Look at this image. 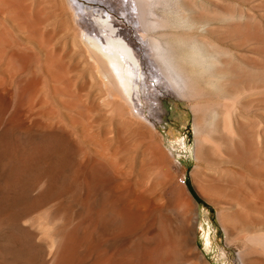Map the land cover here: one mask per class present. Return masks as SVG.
<instances>
[{
	"label": "rangeland",
	"instance_id": "rangeland-1",
	"mask_svg": "<svg viewBox=\"0 0 264 264\" xmlns=\"http://www.w3.org/2000/svg\"><path fill=\"white\" fill-rule=\"evenodd\" d=\"M144 4L143 47L121 39L136 58L129 107L103 86L67 0H0V163L46 151L54 141L42 152L52 174L40 182L32 172L23 176L18 192L25 205L13 209L16 225L5 235L40 258L32 264H66L67 254L71 264H264V0ZM48 188L54 192L42 201ZM110 192L141 216L124 236L122 222L107 216L113 206L102 207ZM168 228L176 237L165 252L161 234ZM70 235L84 245L68 253ZM7 238L0 237V264H14ZM33 242L42 245L35 247L40 254Z\"/></svg>",
	"mask_w": 264,
	"mask_h": 264
},
{
	"label": "bare ground",
	"instance_id": "bare-ground-1",
	"mask_svg": "<svg viewBox=\"0 0 264 264\" xmlns=\"http://www.w3.org/2000/svg\"><path fill=\"white\" fill-rule=\"evenodd\" d=\"M136 1V7H137V11H138V16H139V18L142 16V14L144 13V7H145V4H144V1L145 0H135ZM32 8H33V6H32ZM29 10V9H28ZM47 12V11H46ZM9 14H10V12H9ZM5 17V16H4ZM7 20V19H6ZM16 23V22H15ZM14 23V24H15ZM16 25V24H15ZM83 38L85 39V41H84V39L82 40V38H81V43H82V45L84 46V48L86 49V51H87V53L89 54V56H90V58L94 61V64L96 65V68H97V70H98V73H99V75H100V79H101V81H102V83H103V86L106 88V90H107V92L111 95V96H118V97H120L121 98V100L127 105V106H129L130 107V103H131V79H132V74H133V70H131V64H130V62L132 61V62H134L135 61V56H134V53H133V51H132V49H131V47L129 46V45H127L123 40H121V39H117V38H115V37H111V36H109V37H106L107 38V43L105 44V43H103L102 42V44L104 45H102L101 43H98V41H95V40H89V39H86L85 37H84V35H83ZM5 55V54H4ZM137 61V60H136ZM161 61V60H160ZM138 63V62H137ZM134 69V68H133ZM161 69H163V68H161ZM173 86V85H172ZM176 93V92H175ZM0 94H1V92H0ZM2 95H0V97H1ZM4 97V96H3ZM0 99H3L2 97L0 98ZM7 100V99H6ZM4 101V103H6L5 102V100H3ZM3 101H2V103H3ZM11 102V101H10ZM0 103H1V101H0ZM8 104V103H7ZM11 104V103H10ZM10 104H8V106L7 107H9L10 106ZM16 104V103H15ZM12 105V104H11ZM4 106V105H3ZM0 107H1V105H0ZM6 107V105L4 106V108ZM6 107V108H7ZM19 107V106H18ZM132 107V106H131ZM17 109V108H16ZM9 110H10V108L7 110L6 109V111H8L7 113H9ZM18 110V109H17ZM17 110H14V111H17ZM1 111H3L2 109H1ZM19 111V110H18ZM4 112H5V110H4ZM22 112H24V111H22ZM12 113H14V112H12ZM15 113H17V112H15ZM0 114H1V112H0ZM2 114H4V113H2ZM4 115H6V114H4ZM9 114H7L6 115V119H7V116H8ZM12 115H14V114H12ZM16 115V114H15ZM10 116V118H11V120H9V121H14V118L15 119H17V117H14L13 118V120H12V117H11V115H9ZM19 116V115H18ZM3 118V117H2ZM21 118V117H20ZM4 120H5V118H3ZM8 119H9V117H8ZM8 119H7V121H8ZM3 121V120H2ZM8 121V122H9ZM3 123H6L5 121L3 122ZM12 123H16V121H14V122H12ZM11 123V124H12ZM7 124V123H6ZM9 125V124H8ZM8 125H6V128L8 127ZM1 126V125H0ZM2 126H4V124H2ZM2 126H1V128H2ZM0 128V129H1ZM11 128V127H10ZM24 128V127H23ZM30 128V127H29ZM9 129V128H8ZM41 130V129H40ZM44 130V129H43ZM6 131H7V129H6ZM23 131V130H22ZM28 132L30 131V130H27ZM32 131V130H31ZM54 131V130H53ZM2 132H4L3 130H2ZM2 132H0V133H2ZM27 132V133H28ZM37 132V131H36ZM44 132V131H43ZM6 133V132H5ZM9 133V132H8ZM31 133H33V131L31 132ZM1 136H2V134H1ZM6 136H7V134H6ZM28 136V135H27ZM54 136V135H53ZM9 137V136H8ZM20 138V137H19ZM26 138V137H25ZM17 139V138H16ZM16 141H19L18 139L16 140ZM51 141H53V140H51ZM9 142H10V139H9ZM54 142V141H53ZM53 142H51V145L49 146L50 147V149H51V146H53L52 145V143ZM18 142H16V144H17ZM20 143H22L21 141H20ZM25 143V142H24ZM9 144H14V141H12V142H10ZM22 145H25V144H22ZM10 146V148H11V145H9ZM8 146V147H9ZM18 146H20V144H18ZM13 147H15L14 145H13ZM12 147V148H13ZM27 146L25 145V148H26ZM48 146H46V151L45 150H43V149H38V150H36V151H30V154L29 155H27V154H25V153H23V155L22 156H18V154H16V153H18V152H16V150H15V153H14V155L16 154L17 156L14 158V157H11V161H12V163H11V161H10V159H8L7 160V162L5 163V164H1L0 163V234L2 233L3 234V236H0V237H2V238H7V236L5 235V232L9 229V228H11L12 227V229H13V223L15 222V219H14V217L16 216V215H14L15 213H12V212H15V211H13V209H15L16 207H19L20 205H22L21 203H23L22 202V198H23V196H21V194L18 192V190L20 189V187H21V184H22V180H23V176L25 175V174H27V173H34V177H35V181L42 175V174H46V173H48V174H52V170H53V167H52V165H51V163L50 162H48L47 161V159L46 160H44L45 158H43L44 156H43V154H42V152L44 153V151H45V153L48 151V149H49V147L47 148ZM9 148V149H10ZM24 148V149H25ZM29 148H30V146H29ZM61 148V147H60ZM8 149V148H7ZM31 149V148H30ZM49 149V150H50ZM52 149L54 150V148L52 147ZM13 150V151H14ZM26 150H28V149H26ZM58 150V149H57ZM11 151V150H10ZM10 151H8V152H10ZM13 151H11V152H13ZM19 151V150H18ZM10 152V154L12 155V153ZM32 152V153H31ZM34 152V153H33ZM4 155V154H3ZM13 156V155H12ZM49 160V159H48ZM93 166V165H92ZM66 172V171H65ZM31 173V174H32ZM64 172H62V174H63ZM63 175H65V174H63ZM30 176H32V175H30ZM41 177H43V178H41ZM40 177V179H38L39 180V182L40 181H42V180H44V177L45 176H41ZM47 177V176H46ZM45 177V178H46ZM49 177V176H48ZM55 177V176H54ZM93 177V176H92ZM62 178V177H61ZM65 178V177H64ZM95 178H97V177H95ZM48 179V178H47ZM86 180H87V178H85ZM85 179H83V181L85 180ZM59 180V179H58ZM64 180V179H63ZM24 181V180H23ZM34 181V180H33ZM53 181V180H52ZM75 181V180H74ZM96 181V180H95ZM103 181V180H102ZM38 182V183H39ZM43 182H45V181H43ZM50 182V181H49ZM56 182V181H55ZM90 183V181H85V183H86V185H87V183ZM94 182V181H93ZM100 182V181H99ZM99 182L98 183H96V184H98L99 186H101L100 184H99ZM110 182V181H109ZM37 183V182H36ZM38 183H37V185H38ZM48 183V182H47ZM84 183V182H83ZM101 183V182H100ZM26 184V183H25ZM55 184V183H54ZM63 184V183H62ZM35 185V184H34ZM51 185V184H50ZM90 185V186H89ZM92 185H95V183L94 184H92ZM115 185V184H114ZM49 185H47V187H48ZM56 186H59V185H56ZM64 186V185H63ZM97 186V185H96ZM96 186H94L95 188H96ZM98 186V187H99ZM120 186V185H119ZM60 187V186H59ZM59 187H57V190H58V188ZM67 188H68V186H66ZM88 187H91V183L90 184H88ZM98 187H97V189H98ZM109 187V186H108ZM108 187L106 186V189H108ZM127 187V186H126ZM29 188H27L26 187V191L28 190ZM47 189V188H46ZM49 189V188H48ZM52 189V188H51ZM51 189H49L48 191L46 190V192H44V194L41 196V195H39L38 197H40L41 199H42V201H44L43 199V197H45L46 198V196H48V195H52V193L54 192L53 190H51ZM61 189H62V187H61ZM61 189H59V192H60V190ZM87 189V188H86ZM103 189H105V187L104 188H100L99 190V192H101V190H103ZM93 190H94V188H93ZM96 190V189H95ZM95 190L93 191V192H95ZM29 191V190H28ZM138 191V190H137ZM24 192H25V190H24ZM57 192V191H56ZM58 192V193H59ZM97 192V191H96ZM126 192V191H125ZM57 193V194H58ZM63 193H65V191L63 192ZM62 193V194H63ZM90 193V192H89ZM92 193V192H91ZM104 193V192H103ZM108 193V192H107ZM127 193V192H126ZM131 193V192H130ZM60 194V193H59ZM123 194V193H122ZM129 194V193H128ZM90 195L91 194H89L88 196H87V194L85 195L86 196V198L88 199H90L91 197H90ZM125 195V194H124ZM127 195V194H126ZM53 196H55L54 198H55V200H56V194H54ZM84 196V197H85ZM127 196H129V195H127ZM38 197H36V202H37V199H38ZM59 197V196H58ZM57 197V198H58ZM66 197V196H65ZM98 197V196H97ZM104 197V196H103ZM125 197V196H124ZM122 195H119L118 193H115V192H110L108 195H107V197H106V199L104 200V203H103V205H102V207H103V209L105 208V207H107V205L108 206H113V211L111 212V215H107V216H112V218L114 217L115 219H118V220H120L121 222H122V226H121V233H122V231H124V233H125V231L127 232V231H130L131 230V228L136 224V223H138L139 221H140V218H141V216H140V213L139 212H137V211H133L131 208H130V206H129V204H128V202L126 201V199L124 198ZM30 198V197H29ZM32 198H33V196H32ZM75 198H77V204H76V202L74 203V204H76V205H74V206H79L80 204L78 203L79 202V200L81 199V197H75ZM80 198V199H79ZM83 198V197H82ZM94 198H96V197H94ZM24 199V198H23ZM59 199V198H58ZM64 199V198H63ZM79 199V200H78ZM83 199H85V198H83ZM97 199V198H96ZM95 199V200H96ZM35 200L33 201V202H35ZM68 200H69V202H70V199L68 198ZM68 200H66L67 202H68ZM91 200V199H90ZM89 200V201H90ZM80 201H82V200H80ZM85 201V200H84ZM83 201V203H86V205H87V207L85 206V208H88V204H89V202H88V200H86V202H84ZM102 201V200H101ZM133 203H135V204H137V205H139V204H141L142 203V200H141V198H139V197H135L133 200ZM131 201V202H132ZM26 202V201H25ZM27 202H28V200H27ZM54 202V201H53ZM57 202V201H56ZM58 202H59V200H58ZM64 202V201H63ZM63 202H62V207L61 208H63L64 209V211L66 212V210H68L69 209V206H68V204H63ZM92 202H94V201H92ZM92 202H91V204H92ZM97 202V201H96ZM66 203V202H65ZM132 203V204H133ZM24 205H25V203H23ZM31 204V203H30ZM101 204V203H100ZM90 205V204H89ZM93 205V204H92ZM131 205V204H130ZM28 206V205H27ZM32 207H30L31 209H33L34 207H33V205H31ZM35 206H37V204L35 205ZM96 206V205H95ZM21 207V206H20ZM23 207V206H22ZM26 207V206H25ZM59 207V208H60ZM81 207H83V204H82V206L80 205V207L79 208H81ZM93 207V206H92ZM91 207V208H92ZM138 207V206H137ZM145 207V206H144ZM89 208H90V206H89ZM108 208V207H107ZM147 208V207H146ZM22 209V208H21ZM29 209V208H28ZM95 209V208H94ZM106 209V208H105ZM19 210V209H18ZM86 210V209H85ZM91 210V209H90ZM21 211V210H20ZM25 211V210H24ZM32 210H30V212H31ZM82 211H84V210H82ZM88 211V209L86 210V212ZM96 212H97V210H95ZM100 211V210H99ZM59 212V211H58ZM62 212V211H61ZM75 212V211H74ZM96 212H93L94 214L93 215H95V213ZM101 212V211H100ZM145 212V211H144ZM18 213H20V212H18ZM26 213H28L27 211H26ZM60 213V212H59ZM73 213V212H72ZM72 213H70V214H72ZM98 213V212H97ZM142 213V212H141ZM17 214V213H16ZM21 214H23V211H22V213ZM64 214V213H63ZM66 214V213H65ZM75 214V213H74ZM77 214V213H76ZM82 214V213H81ZM86 214V213H85ZM88 214V213H87ZM91 214V212L89 213V215ZM100 214V213H99ZM23 215H25V212H24V214ZM18 216H20V214L18 215ZM22 216V215H21ZM85 216H87V215H84V218H86ZM73 217V216H72ZM75 217V216H74ZM90 217V216H89ZM17 218V217H16ZM82 218V217H81ZM93 218V217H92ZM111 218V217H110ZM19 219V218H18ZM79 219V218H78ZM105 219L106 218H100V223H99V226L101 227V232L102 233H107L108 231H109V229L108 228H106V225H105V222H107V221H105ZM161 219H164V218H161ZM160 219V220H161ZM143 220H144V218H143ZM17 221V220H16ZM79 221V220H78ZM84 221L86 222V223H88L87 222V219L85 220H83V224H84ZM145 221V220H144ZM18 222V221H17ZM19 222L21 223V220H19ZM18 222V224H20ZM70 223H71V220L69 221ZM79 223V222H78ZM81 223V222H80ZM86 223H85V225H86ZM144 225H145V223H147V222H142ZM158 223V222H157ZM163 223H164V221H163ZM175 223V222H174ZM17 224V225H18ZM108 224V223H107ZM112 224H113V222H112ZM143 224H141L142 226H140V227H144V225ZM151 225H153L154 223L152 222V223H150ZM149 224V225H150ZM162 224V221L160 222V225ZM165 224V223H164ZM164 224H162V226H160V228H162L163 227V229H165V227L166 226H163ZM15 225H16V222H15ZM76 225V224H75ZM80 225V224H79ZM90 225V224H89ZM147 225V224H146ZM151 225H150V227H151ZM155 225H156V223H155ZM154 225V226H155ZM165 225H167V224H165ZM179 225V224H178ZM83 226V225H82ZM91 226H92V224H91ZM98 226V225H97ZM98 226V227H99ZM110 226H111V224H110ZM117 226H118V231H120L119 230V226L120 225H118L117 224ZM168 226V225H167ZM19 227V226H18ZM45 227V226H44ZM73 227V226H72ZM95 227V226H94ZM146 227V226H145ZM149 227V226H148ZM159 227V226H158ZM179 227V226H178ZM14 228H17V227H14ZM66 228V227H65ZM71 228V227H70ZM135 228V227H134ZM139 228V227H138ZM180 228V227H179ZM11 229V230H12ZM78 229V228H77ZM99 229V228H98ZM144 228H142V230H143ZM34 230V229H33ZM68 230V229H67ZM73 230V229H72ZM100 230H98V231H100ZM112 230H113V227H112ZM171 231H173L172 229H170ZM170 230H169V228H168V230H167V235H164L165 237H163L162 235L163 234H161V238L163 239V240H165V242H166V244H165V246H166V249H165V252H167L168 251V246H170L169 244H171V243H173V240H172V237H171V235H173L174 234V232L170 235V236H168V233L170 232ZM66 231V230H65ZM84 231H85V233H86V230H85V227H84ZM83 231V232H84ZM88 231V230H87ZM97 231V230H96ZM114 231H117V230H113V232ZM118 231L117 232H115V233H118ZM133 231V230H132ZM135 231V230H134ZM169 231V232H168ZM179 231H180V229H179ZM13 232V231H12ZM12 232H8V233H12ZM15 232V231H14ZM40 232V231H39ZM81 232V231H80ZM89 232V231H88ZM113 232H112V234H113ZM31 233V232H30ZM96 233V232H95ZM104 233V234H105ZM114 233V234H115ZM124 233H122V235L124 236L125 234ZM131 233V232H130ZM129 233V234H130ZM138 232H134V234H137ZM163 233V232H162ZM13 234V233H12ZM15 234V233H14ZM32 234V233H31ZM30 234V235H31ZM71 234V233H70ZM87 234V233H86ZM89 234V233H88ZM99 234V236H100V233H98ZM113 234V235H114ZM139 234V233H138ZM156 235L158 234V232L157 233H155ZM164 234H165V231H164ZM83 235V234H82ZM110 235H111V233H110ZM116 235V234H115ZM117 235H119V236H122V235H120V233L119 234H117ZM133 235V234H132ZM140 235H141V233H140ZM14 236V235H13ZM32 236V235H31ZM71 236V235H70ZM76 236V235H75ZM102 236V235H101ZM100 236V238L103 240V238H105L104 236H103V238ZM112 236V235H111ZM18 237V236H17ZM32 237H34V236H32ZM31 237V238H32ZM63 237V236H62ZM88 237V236H87ZM98 237V236H97ZM96 237V240L97 239H99V237L97 238ZM118 237V236H117ZM139 238H140V236H138ZM173 237H176L175 236V234L173 235ZM15 239H16V236L14 237ZM77 238V237H76ZM76 238H73L72 236L70 237V243L68 244L69 246L68 247H66V249H69L68 250V253L70 252V251H73L74 250V248L78 245L79 246V244H83V243H80L79 242V240L81 239V237L79 238V240H77ZM93 238H94V236H93ZM92 238V239H93ZM113 238H114V236H113ZM123 238V237H122ZM156 238H157V236H156ZM185 238H187L186 236H185ZM8 240H9V238H7ZM17 239H20L19 237L17 238ZM33 239V238H32ZM46 239V238H45ZM67 239H68V237H67ZM84 239H86V237L84 236ZM88 239H89V237H88ZM106 239V238H105ZM108 239H109V237H108ZM115 239H117L116 238V236H115ZM144 240H146V241H148V239L146 238H143ZM160 239V238H159ZM179 239V238H178ZM1 240V239H0ZM24 240V239H23ZM23 240H20V242H18V243H20V245H21V243H22V246L24 245V243H23ZM64 240H66V239H64ZM90 240V239H89ZM88 240V241H89ZM96 240H94V241H96ZM107 240V239H106ZM110 240H112V238L110 237ZM109 240V241H110ZM138 240V239H137ZM179 240H182V236L180 237V239ZM13 240H9V241H6V242H8L7 244H4V248L6 249V251H7V253H8V255L9 256H11V260H13V263L14 264H28V263H30V264H32V262L30 261V260H33V259H35L36 261H37V259H40V258H34V257H32V258H30V253H28V251H26L25 249H26V247H25V249H23V247H17L16 245L15 246H12V245H14V244H10L9 242H11V243H14V242H12ZM22 241V242H21ZM42 241V240H41ZM67 241V240H66ZM81 241H82V239H81ZM86 241V240H85ZM93 241V243H95ZM98 241V240H97ZM105 241V240H104ZM115 242L117 241V240H114ZM152 241V240H151ZM172 241V242H171ZM16 242V241H15ZM25 242V241H24ZM35 242V241H34ZM33 242V243H34ZM43 242H45V241H43ZM47 242V241H46ZM83 242V241H82ZM145 242V241H144ZM155 242H156V240H155ZM160 242V241H159ZM2 243H4L3 241H2ZM1 243V244H2ZM17 243V242H16ZM17 243V244H18ZM28 243V241L26 240V243L25 244H27ZM85 243V242H84ZM92 243V242H91ZM91 243H90V245H91ZM99 243V242H98ZM97 242L95 243V244H93V245H95V247H97V244H98ZM106 243V242H105ZM104 243V244H105ZM108 243H112V242H108ZM117 243V242H116ZM34 244H36L35 246H34V249H36L37 247H41L42 245H39V246H37V244H39V243H34ZM40 244H42V243H40ZM53 244V243H52ZM87 244V243H86ZM139 244V243H138ZM145 244V243H144ZM143 244V245H144ZM155 244V243H154ZM84 245V244H83ZM88 245V244H87ZM87 245H85V246H87ZM150 245L151 244H149L148 245V247H149V249H150ZM153 245V244H152ZM151 245V246H152ZM173 245V244H172ZM175 245V244H174ZM25 246V245H24ZM37 246V247H36ZM82 246V245H81ZM100 246V243L98 244V247ZM115 246V245H114ZM134 246V245H133ZM138 245L136 244V246L135 247H137ZM159 246V245H158ZM28 247V246H27ZM36 247V248H35ZM88 247V246H87ZM91 246H89V248H90ZM94 247V246H93ZM93 247H91V248H93ZM95 247H94V250H96L95 249ZM101 248L103 247V246H100ZM99 247V248H100ZM111 247V246H110ZM116 247V246H115ZM146 247H147V242H146ZM153 247V246H152ZM43 248V247H42ZM60 248V247H59ZM81 247H79V249H80ZM88 248V249H89ZM98 248V249H99ZM134 248V247H133ZM132 248V249H133ZM145 248V247H144ZM29 249V248H28ZM32 249V248H31ZM33 249V250H34ZM44 249V248H43ZM61 249H63V248H61ZM108 249V248H107ZM115 249V248H114ZM116 249H118L117 247H116ZM132 249H130V252L131 251H133ZM146 249V248H145ZM170 249V248H169ZM32 250V251H33ZM37 250V252L39 253V251H38V249H36ZM36 250L33 252L34 253V255H36V257H37V254L38 253H36L35 254V252H36ZM77 251H78V249H76ZM90 250V249H89ZM88 250V251H89ZM109 250V249H108ZM113 249H112V247H111V251H112ZM121 250V249H120ZM137 250V249H136ZM150 250H152V248L150 249ZM171 250V249H170ZM41 251V250H40ZM58 251V250H57ZM83 251V250H82ZM93 251V250H92ZM125 251V250H124ZM30 252V251H29ZM60 252V251H59ZM87 252V251H86ZM100 252H102L101 251V249H100ZM99 252V253H100ZM108 252H110V251H108ZM129 252V253H130ZM91 253V252H90ZM98 253V252H97ZM143 253V252H142ZM32 254V253H31ZM40 254V253H39ZM38 254V257L40 256ZM56 254H58V252L56 253ZM77 254V253H76ZM113 254V253H112ZM114 254H116V253H114ZM146 254V252L144 253V255ZM167 254V253H166ZM68 255V256H67ZM65 257H66V259H67V261H66V259H65V262H66V264H71V254H67ZM117 255V254H116ZM115 255V256H116ZM170 255V254H169ZM77 256V255H76ZM75 256V257H76ZM79 256V255H78ZM114 256V255H113ZM92 257V256H91ZM145 257V256H144ZM153 257V256H152ZM42 258V257H41ZM156 258V257H155ZM172 258V257H171ZM176 258V257H175ZM174 258V259H175ZM102 260V258H100V257H98V259H96L97 261L98 260ZM64 260V259H63ZM163 260V259H162ZM42 261V260H41ZM40 261V262H41ZM44 261H45V259H44ZM58 261V260H57ZM91 261V260H90ZM103 261V260H102ZM116 261V260H115ZM167 261V260H166ZM174 260H172V262H173ZM35 262V261H34ZM75 262V261H74ZM96 262V261H95ZM106 262V261H105ZM117 262V261H116ZM124 262V261H123ZM122 261H121V263L122 264H124ZM168 262V261H167ZM38 263H39V261H38ZM46 263V262H45ZM94 263V262H93ZM92 263V264H93ZM100 263V262H99ZM169 263V262H168ZM36 264V263H35ZM40 264V263H39ZM83 264V263H82ZM95 264H98V263H95ZM101 264H103L102 262H101ZM173 264H175V263H173Z\"/></svg>",
	"mask_w": 264,
	"mask_h": 264
},
{
	"label": "built area",
	"instance_id": "built-area-1",
	"mask_svg": "<svg viewBox=\"0 0 264 264\" xmlns=\"http://www.w3.org/2000/svg\"><path fill=\"white\" fill-rule=\"evenodd\" d=\"M86 39L119 37L137 49L143 47L135 0H67ZM103 45V44H102ZM104 46V45H103ZM143 83V77L141 78Z\"/></svg>",
	"mask_w": 264,
	"mask_h": 264
}]
</instances>
